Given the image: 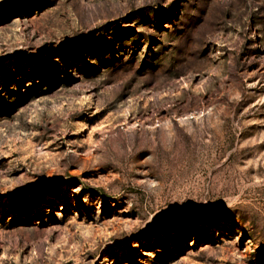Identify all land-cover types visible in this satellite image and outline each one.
<instances>
[{
	"label": "rangeland",
	"instance_id": "374dc122",
	"mask_svg": "<svg viewBox=\"0 0 264 264\" xmlns=\"http://www.w3.org/2000/svg\"><path fill=\"white\" fill-rule=\"evenodd\" d=\"M0 264H264V0H0Z\"/></svg>",
	"mask_w": 264,
	"mask_h": 264
}]
</instances>
